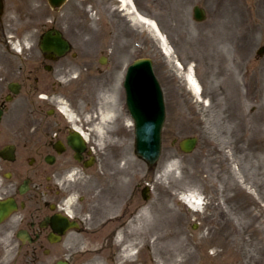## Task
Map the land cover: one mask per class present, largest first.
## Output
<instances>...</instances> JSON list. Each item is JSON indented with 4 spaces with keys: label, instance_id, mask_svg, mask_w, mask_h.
<instances>
[{
    "label": "rangeland",
    "instance_id": "1",
    "mask_svg": "<svg viewBox=\"0 0 264 264\" xmlns=\"http://www.w3.org/2000/svg\"><path fill=\"white\" fill-rule=\"evenodd\" d=\"M132 1L158 25L169 56L151 29L119 0H68L56 10L47 0H4L0 58L12 46L29 49L40 30L51 25L60 30L75 53L62 60L68 71L59 77L60 96L92 121L102 163L109 169V191L99 213L110 202L124 204L138 184V210L133 209L138 227L176 235L185 246L187 264L209 262L213 226L233 209L226 195L240 207V217L234 208V225L242 230L252 226L254 221L246 224L249 208L262 223L256 225L259 234L264 232V52L256 53L264 46V0ZM194 5L204 8L202 21L194 19ZM139 57L152 59L166 106L162 151L152 168L135 153L120 84L124 66ZM189 67L202 86L198 97L184 79ZM124 123L125 129L119 128ZM185 136L198 137L190 153L173 144ZM145 184L151 188L146 200L141 193ZM192 191L202 198L199 211L183 201V194ZM145 208L146 215L141 213ZM236 240L234 235L233 244Z\"/></svg>",
    "mask_w": 264,
    "mask_h": 264
},
{
    "label": "flooded vegetation",
    "instance_id": "2",
    "mask_svg": "<svg viewBox=\"0 0 264 264\" xmlns=\"http://www.w3.org/2000/svg\"><path fill=\"white\" fill-rule=\"evenodd\" d=\"M39 33L29 49L12 46L0 58V264H187L176 235L138 227V184L124 204L110 202L99 213L109 169L92 121L60 96L68 55L43 52ZM233 200L213 226L210 261L200 264H235L237 231L258 243L244 262L255 255L251 264H264V232L256 227L262 223L255 216L245 230L234 225L240 207Z\"/></svg>",
    "mask_w": 264,
    "mask_h": 264
},
{
    "label": "water",
    "instance_id": "3",
    "mask_svg": "<svg viewBox=\"0 0 264 264\" xmlns=\"http://www.w3.org/2000/svg\"><path fill=\"white\" fill-rule=\"evenodd\" d=\"M63 1L65 0H49V3L56 7ZM202 16V10L194 7L195 19L201 20ZM53 40L56 41L55 47L59 54L67 48V42L61 38L60 33L57 32ZM124 88L127 108L136 123V152L149 166H153L161 150L164 104L161 88L152 73L150 59H138L129 66ZM195 144L196 138L192 137L182 140L180 147L189 152Z\"/></svg>",
    "mask_w": 264,
    "mask_h": 264
},
{
    "label": "bare ground",
    "instance_id": "4",
    "mask_svg": "<svg viewBox=\"0 0 264 264\" xmlns=\"http://www.w3.org/2000/svg\"><path fill=\"white\" fill-rule=\"evenodd\" d=\"M119 1L123 5V7H127V9L131 13L135 14V17L139 21H141L142 23L146 24L151 29V31L154 33V35L159 38V43H161V45L163 46L162 47L163 53L165 55H168L169 56L170 55V52L167 49V47H165V45H166V39L161 34L158 25L154 21H152L151 19H149L146 16L142 15L141 13H139V11L136 8V5L134 4V2L132 0H119ZM150 61H151V58H150ZM152 73H155L153 68H152ZM184 77H185V80H186V82H187L190 90L194 94V96L198 97L199 95H201V93H200L201 86H200L198 80L195 78L191 67H189L186 70ZM110 97H111V99H113L114 95H110ZM63 109L65 110V108H63ZM108 115L109 114L106 113V116H108ZM119 128L125 129V123L122 125V127H119ZM96 129H97V127H96ZM102 129H103V126L102 125H99L98 126V131L100 133H103ZM224 188H226V187H224ZM222 193L223 192H221V195H223ZM225 195H224V197H225ZM226 196H227L226 201L227 200L229 201V200H231L233 198L232 196H228V195H226ZM183 200L188 205H190L191 208L196 207L198 209L199 207L202 206L201 205L202 204V198L195 191H192V192L188 193L187 195H184L183 194ZM254 204L256 205V203H254ZM254 204H253V206H255ZM244 206L247 207L248 205L247 204H244L243 207ZM247 210H249V211H246V212L248 213V215H249V221L251 222L254 219V217L256 216V212L254 214L249 208H247ZM257 210L260 211V208H259V206L256 205L255 211H257ZM141 213H143L144 215H146L149 212L145 208V209H143L141 211ZM139 217H143V216L140 215ZM146 217H149V216H146ZM153 217L156 218L157 217V214H154ZM233 221H236V220H233ZM234 224H236V223H234ZM235 236H236L237 240H236V243H234V249L237 250V252L241 254V258H242V260H238L236 258V255L237 254H235V264H246L244 262L245 256L247 254H251V253L255 252V250H257V248H258V243H253V244H251V242L248 243V240L249 239L248 240L244 239L238 231L235 233ZM258 260H259V257L255 256V255H250V262H249V264L254 263V262H257Z\"/></svg>",
    "mask_w": 264,
    "mask_h": 264
}]
</instances>
